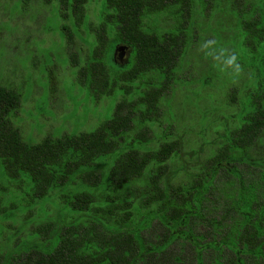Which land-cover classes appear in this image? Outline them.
<instances>
[{"label": "trees", "instance_id": "trees-1", "mask_svg": "<svg viewBox=\"0 0 264 264\" xmlns=\"http://www.w3.org/2000/svg\"><path fill=\"white\" fill-rule=\"evenodd\" d=\"M59 1L70 45V24L88 27L87 0ZM100 1L99 25L88 27L95 34L90 54L69 56L97 99L123 91L111 118L90 131L26 141L12 119L21 94L0 83L1 177L22 193L30 208H21L23 215L57 198L67 217L60 230L26 220L23 239L11 234L0 245V264H263L264 156L251 149L264 131V59L238 124L224 128L183 180L166 181L180 143L169 137L153 148L148 128L160 122L165 81L173 79L187 43L180 27L167 31L146 20L172 2L184 12L191 0ZM261 19L243 25L253 50L264 41ZM123 46L132 58L125 65L115 58ZM0 215L8 217V210L0 208Z\"/></svg>", "mask_w": 264, "mask_h": 264}, {"label": "rangeland", "instance_id": "rangeland-1", "mask_svg": "<svg viewBox=\"0 0 264 264\" xmlns=\"http://www.w3.org/2000/svg\"><path fill=\"white\" fill-rule=\"evenodd\" d=\"M190 3L191 8L186 5L183 12L181 3L172 2L166 11L146 20L167 31L180 27L187 43L173 79L165 81L160 122L148 128L153 148L169 137L180 143L178 153L168 161L165 177L169 182L183 180V172L207 157L224 128L238 124L247 91L254 85L256 67L264 59V41L253 50L247 44L253 37L243 27L262 20L264 0ZM102 10V1L87 0L88 27L99 25ZM61 12L59 0H0V83L21 94V106L12 119L26 141L36 142L49 134L90 131L111 118L123 96L117 89L113 95L97 99L79 81L83 76L69 55L74 52L80 59L86 58L95 34L85 24L80 30L70 24L73 44L69 45L63 30L64 23L69 22ZM206 41H212L211 48L201 50ZM253 42L257 44L255 39ZM206 51L212 55H206ZM231 54L237 57L238 72L224 64ZM232 89L236 90L234 101ZM251 152L252 156H264V131ZM1 169L0 165V208L8 210V217L0 215V245L11 241V234L19 241L23 239L27 221L31 227H64L67 217L57 198H49L23 215L21 208L29 207H24L26 202L22 203L18 187L1 177ZM100 171L105 172L104 166Z\"/></svg>", "mask_w": 264, "mask_h": 264}, {"label": "clouds", "instance_id": "clouds-1", "mask_svg": "<svg viewBox=\"0 0 264 264\" xmlns=\"http://www.w3.org/2000/svg\"><path fill=\"white\" fill-rule=\"evenodd\" d=\"M212 41H206L201 45V50H207L211 48ZM206 55H212L211 52L206 51ZM219 59V57H217ZM224 64L228 67H233L235 71H239V65L237 63V57L234 54L228 55L224 60Z\"/></svg>", "mask_w": 264, "mask_h": 264}, {"label": "water", "instance_id": "water-1", "mask_svg": "<svg viewBox=\"0 0 264 264\" xmlns=\"http://www.w3.org/2000/svg\"><path fill=\"white\" fill-rule=\"evenodd\" d=\"M119 50H120V51H121V50H124V58H126L127 61H128L131 50L128 49V48H126V46H123V47H121V48H120V47H117V48H116V51H115V58L118 57V55H119ZM125 50H127V51H125ZM123 64H124V63H123Z\"/></svg>", "mask_w": 264, "mask_h": 264}, {"label": "flooded vegetation", "instance_id": "flooded-vegetation-1", "mask_svg": "<svg viewBox=\"0 0 264 264\" xmlns=\"http://www.w3.org/2000/svg\"><path fill=\"white\" fill-rule=\"evenodd\" d=\"M120 52H121L122 54H121L120 57H119V58L121 59V60H119V62H121L122 64H123V63H127V62H128L127 59L124 58V50H121ZM253 264H254V263H253ZM263 264H264V263H263Z\"/></svg>", "mask_w": 264, "mask_h": 264}]
</instances>
